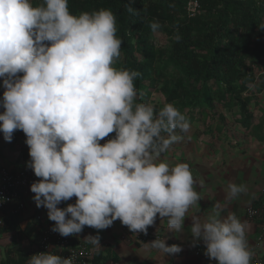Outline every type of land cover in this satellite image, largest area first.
Wrapping results in <instances>:
<instances>
[{
  "label": "clouds",
  "instance_id": "9594fccd",
  "mask_svg": "<svg viewBox=\"0 0 264 264\" xmlns=\"http://www.w3.org/2000/svg\"><path fill=\"white\" fill-rule=\"evenodd\" d=\"M150 28L155 32L160 25ZM116 32L109 9L73 15L68 0H0V133L6 142L17 130L26 137V167L39 178L30 185L36 207L47 210L55 222L50 231L62 237L85 226L104 230L116 220L130 233L147 235L157 216L170 232L183 234L190 219L192 246L202 242L209 259L250 264L247 222L233 212L223 215L219 201L201 212L190 166H170L163 158L182 139L177 130L189 132L190 123L174 104L157 111L136 102L140 73L114 66L122 45ZM109 134L115 135L101 145ZM246 191L243 184L228 183L225 200ZM73 197L74 204L58 207ZM154 233L160 238L140 242L145 251L156 250L163 259L182 251ZM99 239L84 240L102 250ZM28 264H74V257L45 251L29 255Z\"/></svg>",
  "mask_w": 264,
  "mask_h": 264
},
{
  "label": "trees",
  "instance_id": "16d2710c",
  "mask_svg": "<svg viewBox=\"0 0 264 264\" xmlns=\"http://www.w3.org/2000/svg\"><path fill=\"white\" fill-rule=\"evenodd\" d=\"M188 1L68 0V7L73 15L100 9L114 13L116 36L122 40L114 66L140 73L134 80L136 102L148 103L159 94L162 103L154 105L156 110L174 104L190 125L203 123L208 114L224 121L223 113L211 112L218 105L233 124L263 143L264 119L259 120L250 106L264 90V0H196L200 13L194 16L185 10ZM126 5L135 11L129 12ZM153 22L160 25L155 32L150 28ZM156 34L166 37L165 47L154 44ZM206 131L212 137L221 127ZM16 136L25 135L15 132L8 145L11 150ZM28 151L21 148L17 160L26 161ZM14 219H5L0 236L17 228ZM4 253L0 264H23L29 258L27 251L18 249L6 248Z\"/></svg>",
  "mask_w": 264,
  "mask_h": 264
},
{
  "label": "rangeland",
  "instance_id": "374dc122",
  "mask_svg": "<svg viewBox=\"0 0 264 264\" xmlns=\"http://www.w3.org/2000/svg\"><path fill=\"white\" fill-rule=\"evenodd\" d=\"M154 44L165 47L167 45V39L161 34H156ZM148 103L159 105L162 103V97L159 94H155ZM250 108L259 120L264 119V90L257 95ZM211 112L215 116L219 113H223L225 120H218L216 117H212V115L208 114L209 118L205 119L203 123L196 122L190 125L189 132L182 134L177 133L182 136V139L173 145L171 149L164 154L163 158L166 159L170 166L183 162L187 163L190 168L218 169V176L222 177L228 173L232 175V169L235 170L234 175H236L238 171H248L249 183L251 186L248 194L252 195V197L256 196V200H254L255 203L258 199V195L264 191V142H257L249 137L239 126L233 124L229 114L222 110L220 106L214 105L213 111ZM217 124L221 127V132L214 133L212 137L206 135V128L209 127L213 130ZM8 145L9 142L0 141V160L3 158L4 149L8 148ZM236 178L237 180H241V184L246 187L249 186V183L245 181L247 179V174L243 176L239 175ZM237 180L235 179V183ZM226 183L228 184L229 182ZM70 202L72 203V199H70ZM67 203L68 202H66V204L61 202L58 207L68 205ZM21 217L24 219L26 216L24 217L22 215ZM22 219H20V222L18 221L15 230H10L0 236V262L5 257L4 250L6 248L18 249L20 251H28L30 249V243L32 241L30 236L35 233L37 229L33 227L35 225L34 223L32 226H29L30 222L27 221L28 216L26 219ZM242 220L249 224L248 227L251 230L246 236V239L250 249L254 253L253 255H256L258 249L257 234L260 233V230L256 234L252 227L253 225H251L255 224V222L247 220L246 217ZM24 227L25 229L23 230ZM247 232L248 230L246 229V233ZM108 249L109 248H106L105 251ZM143 257V259L141 258L143 261L142 264H154V260L151 259V255L148 253L144 254ZM125 259L124 256V263L128 261V259ZM131 263L132 262L126 264Z\"/></svg>",
  "mask_w": 264,
  "mask_h": 264
},
{
  "label": "crops",
  "instance_id": "0c3cea01",
  "mask_svg": "<svg viewBox=\"0 0 264 264\" xmlns=\"http://www.w3.org/2000/svg\"><path fill=\"white\" fill-rule=\"evenodd\" d=\"M4 88L2 87V82H0V98H2V94L4 92ZM4 111L3 108H0V113ZM16 132V131H15ZM15 132L13 136L15 135ZM17 140L15 142L13 150L9 148H5L3 152V158L0 160V167L8 168V169H16V166H25L26 162L30 160V157L28 155V158L26 161L24 160H17L19 150L23 147H27L25 144V136H16ZM5 141L3 139V134L0 133V141ZM27 168V167H26ZM31 170L30 168H27ZM192 171V175L194 178V188L196 191H198L199 195L201 196V200L198 201L199 207L201 209V212L207 211L208 209L211 210V207L216 202H221V204L225 205L223 215H227L229 212L235 213L241 220L245 219V209L250 206L251 204L257 205L254 203V200L256 196L252 197V195L248 194L250 192V179H249V172L246 171H238L236 175H234L235 170H231V174H227L225 176H218V169L210 168H190ZM247 174V183H249V186H247V191L243 194H241L238 198L232 200V201H226V188L227 183H235V179L237 180V176L245 175ZM244 181V180H242ZM235 184H241V180H237ZM34 196V193L31 191H28L24 195V210L20 213L17 219H22V215L24 219H43V221H40L38 223L30 222L29 226H32L34 223V227L37 229L39 225L43 224L44 221H46L47 218V210L43 207L37 208L34 201L32 200V197ZM72 203L69 201H65L62 203L68 202L67 204H74L75 203V197L71 198ZM260 201L259 204H264V199L258 195L257 201ZM67 206V205H65ZM195 212V208L190 209L188 215L191 216ZM25 214V215H24ZM28 214V215H27ZM204 215V214H201ZM22 219V220H24ZM243 221V220H242ZM251 224V223H250ZM249 226V224H247ZM253 225L254 232L257 234L260 230L259 226L257 224H251ZM190 226H191V220L185 219L184 221V233L183 234H177L170 232L167 226L166 220H162L159 216H157L156 221L153 226L149 227L150 230L158 233L162 236L165 241H167V245L171 246L173 244L178 245L182 248V251L179 254H174L171 256H165L163 259V256L161 253L157 252L156 250H152L151 252H147L143 249L142 245H135L127 241L128 233L130 231L128 230L127 226H124L121 224L119 220H116L113 222L112 226L104 229V230H96L90 227L85 226L83 231L79 234H75L74 238L77 242L84 243L86 245L93 246L89 242H87L85 237L87 236H99V245L100 248L103 247V249L100 252V260L104 264H126L129 262H132L131 264H142V259L144 258V254L151 255V259L154 260V264H217L215 263H209V258L205 255V247L202 242H199L196 246H192L191 243V237H190ZM248 232L246 233V236L250 232V228H247ZM36 233V232H35ZM33 233L30 238H33ZM256 236V235H255ZM35 245V241L30 244V253L31 255L33 253V248ZM203 248L204 253L200 257H196L194 252L197 248ZM106 248H109L107 251H105ZM196 248V249H195ZM22 252H24L22 250ZM125 256L128 261L124 263L123 257ZM142 258V259H141ZM125 259V260H126ZM151 264V263H149Z\"/></svg>",
  "mask_w": 264,
  "mask_h": 264
},
{
  "label": "built area",
  "instance_id": "2783aa9c",
  "mask_svg": "<svg viewBox=\"0 0 264 264\" xmlns=\"http://www.w3.org/2000/svg\"><path fill=\"white\" fill-rule=\"evenodd\" d=\"M189 15L194 16L200 13V6L196 0H189L186 8ZM18 75H22L18 74ZM2 82V81H0ZM115 134H109L99 143L103 145L107 140L111 139ZM39 178L35 177L32 170H13L0 167V228L6 225V218L15 220L24 210V195L30 191V185ZM260 197L264 199V191L260 193ZM65 206H59L63 209ZM245 217L249 221L259 224L260 233L257 236V242L264 241V204L257 206L250 205L245 209ZM28 222L38 223L43 219H27ZM53 221L47 219L43 224L39 225L34 238L37 243L34 245L33 253L38 254L45 251H51L55 255H60L63 258L69 256L74 257V264H104L98 259L101 249L94 250L93 246L86 245L75 240V236L62 237L58 233L50 231L54 226ZM34 227V226H33ZM127 241L133 244H140V242H148L159 237L154 232L147 229V235L142 233H128ZM160 238V237H159ZM141 245V244H140ZM261 251H256L253 255L250 264H264V246L261 245ZM203 250L197 248L194 252L196 257H200ZM209 263H215V260L209 259ZM23 264H28L26 260Z\"/></svg>",
  "mask_w": 264,
  "mask_h": 264
}]
</instances>
